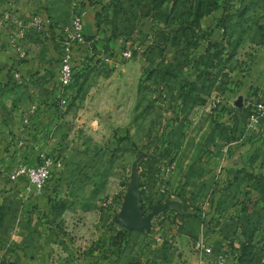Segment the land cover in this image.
<instances>
[{
    "label": "rangeland",
    "instance_id": "374dc122",
    "mask_svg": "<svg viewBox=\"0 0 264 264\" xmlns=\"http://www.w3.org/2000/svg\"><path fill=\"white\" fill-rule=\"evenodd\" d=\"M31 4L34 13L19 18L16 0H0L1 35L14 37L9 46L26 43L23 32L34 29L39 33L48 25L56 29L52 42L48 38L50 47L39 37L32 44L41 42L47 47L44 54L47 50V56L51 51L56 55L49 81L59 77L61 85V62L68 55L77 68L81 67L69 89L61 87L66 91V105L61 106L62 98L57 101L58 92L41 100L44 112L55 109V114H50L48 128L39 132L45 135L44 141L28 149L19 166L35 167L26 161L34 156L38 164L53 162L47 189L62 182L56 173L63 166L70 168L66 187L90 190L88 195L72 199L82 200L84 209H95L85 213L87 218L80 216L84 212L68 213L78 224L67 228L65 204L57 201L51 229L58 237L55 256L63 246H58L63 236L69 235L74 242L82 239L87 228L81 225L83 220H94L92 217L98 215L116 221L131 189L136 164L146 215L158 205L181 202L183 195L187 210L178 213L169 208L154 219L150 231L123 236L127 243H117L118 263L125 250H132L130 264H199L200 260L215 264L220 255L227 258V264H264L263 180L248 181L246 195L239 199L220 194L226 192L221 180H215L212 195L209 189L197 193L195 184L193 189H185L192 181L184 189L180 188L182 180H177L179 188L173 184L180 161L217 156L222 138L236 139L229 127L250 122L253 112L247 107L249 100L239 96L226 113L220 99L239 95L237 68L244 71L252 62L253 51L264 45V0H32ZM88 6L97 13L96 26L102 35L89 41L85 32L86 51L84 45L72 43L71 26ZM210 14L220 16L214 36L201 29L202 20ZM210 42L217 46L208 49ZM125 52H131L132 57L123 56ZM29 83L23 79L20 85L28 90L27 95ZM40 84L39 88L49 90ZM241 97L240 108L236 103ZM209 108L224 115H210ZM203 123L215 127L205 132L198 126ZM206 136L215 148L206 142L196 148V139ZM8 229L1 238L5 243H0V264L15 262L12 255L16 252L10 242L13 236ZM186 235L190 240L179 248V239ZM167 236L168 240L159 242ZM199 241L213 250L210 256L196 250ZM84 255L82 252L70 264H86ZM114 256L103 260L109 262L112 257L116 259Z\"/></svg>",
    "mask_w": 264,
    "mask_h": 264
},
{
    "label": "crops",
    "instance_id": "0c3cea01",
    "mask_svg": "<svg viewBox=\"0 0 264 264\" xmlns=\"http://www.w3.org/2000/svg\"><path fill=\"white\" fill-rule=\"evenodd\" d=\"M31 1L16 0L20 10L19 18L34 13L35 7H32ZM96 14L94 9L89 6L82 10L85 32L88 38L92 37L98 40L102 35V30L96 26ZM218 16L217 14H210L202 20L203 27L201 29L203 32H211L213 36L215 35L218 31L216 30ZM50 28L45 25L44 31L39 33L34 29L23 32L21 35L27 34V42H21V44L18 42L16 47L9 46L14 37L1 35L0 32V45L2 46L0 50V243H5L1 238H3L2 234L7 232L4 229L8 227L9 234L13 236V241L10 242H12L16 252L12 255L15 260L14 264H70L72 261H77L82 252L85 253V259L88 261L86 264H106L107 261H104L103 258L105 259L107 255H115L117 243H119L118 235L123 230L109 217L95 215L92 217L95 218L94 220L89 218V220H83L81 225L86 224L87 228L83 230L82 239L74 242L70 240L69 235L63 236V239L58 243V246L60 244L63 246L56 251L59 256H55L53 252L54 248L57 247L58 239L51 230L54 227L52 222L56 220L54 218L56 217L55 206L57 201L65 204V211L63 212H67V216L62 212L66 219L62 217L61 220H65L67 228L72 224H78L76 221H71L68 213L84 212L80 216L87 218L88 215L85 213L95 210L92 207L91 209H84L82 200L72 199V197L80 194L88 195L90 190L74 188L73 185L71 188L66 187L65 178L70 175V168L63 166V169L56 173V178L61 177L62 182L59 181L58 185L52 189L45 187L42 192H39L26 178H21L17 182L11 180V175L23 162L22 156L29 154L27 153L28 149H33L46 138L44 134H39V132L48 128L51 121L49 119L50 114H55V109L47 111L48 113L44 112V107H40L41 100L58 92L60 95H58L57 101H59L66 97V91L69 89H64L60 85L59 77L53 82L49 81V74L56 65L54 51H51L48 56V51L46 50L45 54L43 51L52 42L53 30L56 32V29L51 30ZM38 37L42 40L45 39L46 46L41 42L35 43L37 46L32 44ZM48 38L51 42L48 41ZM32 52L34 53L31 55ZM252 54V62L247 68H244V71L240 67L237 68L239 95H225L224 98L220 99L221 103L226 105V113L239 96H243L245 100H254L255 103L264 104V45L257 47ZM24 55L26 57L22 59L21 57ZM23 79L30 82V95H27V89L20 87ZM38 82L41 83V86L44 83L43 86L49 90L39 88ZM61 87L66 91H62ZM60 104L57 108H60ZM211 108H209L210 115L213 113L216 116L218 114L224 115L221 111L212 112ZM219 108L223 107L220 106ZM198 126L205 132H210L215 127L214 124L210 125L209 123ZM229 128L233 129L231 137L236 139L223 140L222 138L220 142L222 141L223 146L217 156L213 155L211 159L206 158L201 161L198 157H192L185 162H179L181 169L174 175V178L172 177L175 188H179L180 185L177 180H182L181 189L191 190L195 184L194 188L198 190L197 193L201 191L204 193L209 189V194L212 195L214 190L212 186L215 180H221V184H226L223 185L226 192L220 194L224 198L232 196L233 199L235 197L239 199L243 193L246 195L245 190L248 189V181L255 179L264 181V117L260 119L259 123H253L250 119V122L246 124ZM14 135L17 137L15 138ZM203 142L211 145V148H215L207 136L196 139V148H201ZM218 149L220 147H217ZM26 161L31 166L38 165L35 156ZM188 181H192V185L189 184V186L184 187ZM184 194L189 197L192 195L188 192ZM185 199L183 195L181 203L183 209L187 210V205L183 201ZM71 206L72 208H70ZM102 220L104 221L102 222ZM187 236H183L186 237L185 239H182L183 237L179 239V248L186 244L185 240H190V237ZM168 237L170 236L163 240L159 239V242H165ZM124 243L126 245L127 241L124 240ZM131 251L125 250L118 264H130ZM138 254L142 255V252H138ZM166 255L167 253L164 256ZM171 259L177 262L172 255ZM199 264L205 263L200 260Z\"/></svg>",
    "mask_w": 264,
    "mask_h": 264
},
{
    "label": "built area",
    "instance_id": "2783aa9c",
    "mask_svg": "<svg viewBox=\"0 0 264 264\" xmlns=\"http://www.w3.org/2000/svg\"><path fill=\"white\" fill-rule=\"evenodd\" d=\"M71 35L72 43L80 45H88L85 34V26L83 23V17L80 15L76 16L73 20ZM126 58H131V52L123 53ZM73 57L71 55L63 58L61 62V86L63 88H69L74 83V70H73ZM67 100L63 98L61 105H66ZM247 107L253 110V115L251 116V121L253 123H258L261 117H264V104L255 103L254 100H249L247 102ZM53 162L50 160L38 164L35 167H29L28 165L19 166L16 171L11 175V180L14 182L19 181L21 178H26L27 181L33 185L39 192H42L46 187V184L51 176V166ZM196 250L200 251L204 255L210 256L213 250L207 246L203 241H199L196 244ZM227 258L224 255H220L215 264H227ZM83 264V263H80Z\"/></svg>",
    "mask_w": 264,
    "mask_h": 264
},
{
    "label": "water",
    "instance_id": "95a60500",
    "mask_svg": "<svg viewBox=\"0 0 264 264\" xmlns=\"http://www.w3.org/2000/svg\"><path fill=\"white\" fill-rule=\"evenodd\" d=\"M238 107H243V98L241 97L236 103ZM132 183L129 193L126 195L122 209L116 219V224L123 230L131 233H143L150 231L153 221L165 210L171 208L178 213H182L183 205L178 201H170L165 205L156 206L151 213L145 214L141 205V190L139 174L136 164L132 170Z\"/></svg>",
    "mask_w": 264,
    "mask_h": 264
},
{
    "label": "trees",
    "instance_id": "16d2710c",
    "mask_svg": "<svg viewBox=\"0 0 264 264\" xmlns=\"http://www.w3.org/2000/svg\"><path fill=\"white\" fill-rule=\"evenodd\" d=\"M202 20V19H201ZM92 37H90L89 38V41H90V39H91ZM217 45L215 44V43H209V45H208V49H211V48H214V47H216ZM85 48L86 49H88L89 48V46L88 45H85ZM81 67V66H80ZM80 67H78L77 68V65H75V60H74V63H73V70H74V82L76 81V79H77V77L79 76V72H80ZM130 232H128V231H125V230H122L121 232H119V235H118V241H120V242H124V240H123V236H125L126 234H129ZM115 257H116V259H113V257L111 258V259H109L108 261L109 262H107V263H109V264H117L118 263V261H119V253H115Z\"/></svg>",
    "mask_w": 264,
    "mask_h": 264
}]
</instances>
